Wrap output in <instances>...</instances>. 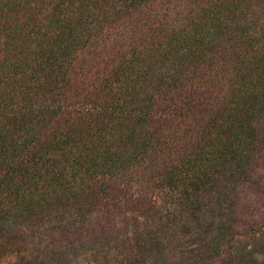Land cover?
<instances>
[{
  "label": "trees",
  "instance_id": "obj_1",
  "mask_svg": "<svg viewBox=\"0 0 264 264\" xmlns=\"http://www.w3.org/2000/svg\"><path fill=\"white\" fill-rule=\"evenodd\" d=\"M262 159L264 0H0V236L40 232L16 264L122 184L187 216Z\"/></svg>",
  "mask_w": 264,
  "mask_h": 264
},
{
  "label": "rangeland",
  "instance_id": "obj_2",
  "mask_svg": "<svg viewBox=\"0 0 264 264\" xmlns=\"http://www.w3.org/2000/svg\"><path fill=\"white\" fill-rule=\"evenodd\" d=\"M247 175L240 187L229 181L222 193L187 216L156 215L166 205L165 192L144 196L137 185L122 184L117 190L122 204L118 217L114 215L120 204L116 201L94 205L96 214L107 209L109 217H63L64 229L73 235L64 240L68 249L64 244L65 249L52 253L54 261L48 262L120 264L129 259L133 264H264V159ZM101 182L103 179H97L93 186L99 188ZM144 205L150 209L142 215ZM38 236L39 230L27 223L11 235L0 236L4 251L15 249L11 264L26 253L35 256L31 247ZM44 255L48 257V253ZM60 257L65 261H56Z\"/></svg>",
  "mask_w": 264,
  "mask_h": 264
}]
</instances>
